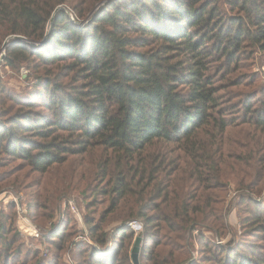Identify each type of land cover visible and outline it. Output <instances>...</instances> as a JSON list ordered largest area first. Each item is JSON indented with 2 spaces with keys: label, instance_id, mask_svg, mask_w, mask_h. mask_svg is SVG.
Masks as SVG:
<instances>
[{
  "label": "trees",
  "instance_id": "1",
  "mask_svg": "<svg viewBox=\"0 0 264 264\" xmlns=\"http://www.w3.org/2000/svg\"><path fill=\"white\" fill-rule=\"evenodd\" d=\"M104 1L0 0V49L23 38L3 64L31 81L16 93L0 75V167L46 174L100 150L108 202L84 222L104 248L112 217L118 241L112 255L88 247L82 263L130 264L125 223L140 220L144 264H188L177 240L200 227L222 234L229 182L246 205L264 190V79L253 86L241 71L249 50L264 54V0ZM246 212L257 246L206 244L190 264H264V205ZM8 233L0 224V264L19 253Z\"/></svg>",
  "mask_w": 264,
  "mask_h": 264
},
{
  "label": "rangeland",
  "instance_id": "2",
  "mask_svg": "<svg viewBox=\"0 0 264 264\" xmlns=\"http://www.w3.org/2000/svg\"><path fill=\"white\" fill-rule=\"evenodd\" d=\"M3 58H0L1 80L16 93H20L31 83L30 79L25 80L28 72L24 68L14 71L4 66ZM244 63L245 68L241 71L255 77L253 86L263 83L264 54L257 49H251ZM238 72L240 74V69ZM229 90L240 92V86L230 87ZM231 102L235 108L230 114L234 116L232 118H237L240 113L239 100L233 98ZM101 159V151L95 149L90 154L76 156L63 165L54 166L46 174L29 171L27 167L16 165L17 161L0 167V224L9 232L8 242L19 251L16 258L9 261L10 264H84L82 260L86 256L85 251L91 246L104 256L112 255L118 241L114 227L118 221L107 217L104 224L107 243L104 248L90 239L84 222L86 215L97 221L107 206V195L100 191L104 185L95 177ZM235 189L229 182L226 191L219 197L217 208L223 210L226 225V229H220L221 235L200 227L187 233L184 240H177L179 246H186L191 256L190 263L207 254L206 244L222 246L231 240L235 245L259 244L258 238L261 235L255 227L252 228L251 217H247L246 210L257 211L264 205V190L260 195H249L250 200L255 202L251 206L246 205L247 201L240 202L239 192ZM70 202L75 204L78 212L71 210ZM247 218L249 223H245ZM132 221L135 222L134 227L131 226L134 235L128 246L129 263L133 264L131 249L134 239L141 236L138 264H144L142 248L151 242L144 236L145 227L142 221ZM61 231H64L62 236Z\"/></svg>",
  "mask_w": 264,
  "mask_h": 264
},
{
  "label": "water",
  "instance_id": "3",
  "mask_svg": "<svg viewBox=\"0 0 264 264\" xmlns=\"http://www.w3.org/2000/svg\"><path fill=\"white\" fill-rule=\"evenodd\" d=\"M105 0L104 2H106ZM103 3V2H102ZM100 5V4H99ZM99 5L96 7V9L99 7ZM93 12V11H92ZM22 40L23 38L20 36H10L8 37L2 46L1 52H2V57L4 56V50L5 48L13 41V40ZM142 237L141 236H136L134 239L133 247L131 249V260L133 264H138V256H139V250H140V245H141Z\"/></svg>",
  "mask_w": 264,
  "mask_h": 264
},
{
  "label": "built area",
  "instance_id": "4",
  "mask_svg": "<svg viewBox=\"0 0 264 264\" xmlns=\"http://www.w3.org/2000/svg\"><path fill=\"white\" fill-rule=\"evenodd\" d=\"M2 57V52H1V50H0V58ZM70 207H71V210L73 211V212H78V210H77V207L75 206V204L73 203V202H70ZM135 221H130V222H127V223H125L126 225H128V226H133V223H134ZM134 227V226H133Z\"/></svg>",
  "mask_w": 264,
  "mask_h": 264
}]
</instances>
